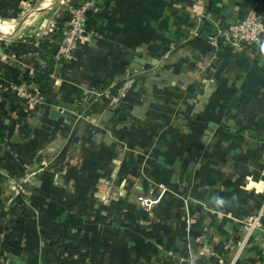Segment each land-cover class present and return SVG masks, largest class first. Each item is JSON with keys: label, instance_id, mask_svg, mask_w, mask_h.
Segmentation results:
<instances>
[{"label": "crops", "instance_id": "obj_1", "mask_svg": "<svg viewBox=\"0 0 264 264\" xmlns=\"http://www.w3.org/2000/svg\"><path fill=\"white\" fill-rule=\"evenodd\" d=\"M71 1L0 0V264L225 261L264 209V39L226 42L212 29L228 17L208 21L209 0H101L58 64ZM227 3L236 20L264 13V0ZM198 34L212 52L189 45ZM50 61L41 89L32 79ZM94 92L73 121L49 117L55 100ZM40 108L49 129L31 123ZM249 251L243 264H264V244Z\"/></svg>", "mask_w": 264, "mask_h": 264}, {"label": "built area", "instance_id": "obj_2", "mask_svg": "<svg viewBox=\"0 0 264 264\" xmlns=\"http://www.w3.org/2000/svg\"><path fill=\"white\" fill-rule=\"evenodd\" d=\"M101 0H83L78 4L77 7H69L68 12L70 15L66 26L63 30V37L59 44L57 51L54 54V59L58 64L62 62H69L74 58L75 52L83 40H87L84 35V24L86 21V15L90 10H97L98 5ZM200 18H204L203 13H199ZM216 32L220 34L226 42L240 48L251 43H257L264 39V13H256L254 15H249L242 17L234 22L232 25H227L224 27H218ZM216 33V34H217ZM209 40H215V35H209ZM2 37L0 36V58L2 53L1 47ZM130 82H125L121 85L120 91H124L130 87ZM5 90L0 88V94L5 95ZM100 95L102 92H99ZM156 186V187H155ZM153 188L159 191H164L166 188L162 183H158ZM150 188L148 191L141 193L137 196V201L143 208H149L155 203L156 197L153 196L154 189ZM264 189V187H263ZM264 209H261L257 215L253 216L251 220L247 221L244 225L246 230V236L237 247H231L228 256L225 261L219 259L214 264H236L239 260L244 245L248 242V238L253 236L254 230H259L264 237ZM228 262V263H227ZM171 264H182L181 261L173 262ZM185 264H196V257L191 256L186 260Z\"/></svg>", "mask_w": 264, "mask_h": 264}, {"label": "water", "instance_id": "obj_3", "mask_svg": "<svg viewBox=\"0 0 264 264\" xmlns=\"http://www.w3.org/2000/svg\"><path fill=\"white\" fill-rule=\"evenodd\" d=\"M251 4V2H250ZM216 7L221 9L220 10V14L222 15H226L228 17L226 24L227 25H232L234 24V22L237 19L238 16V11H239V7L232 4V3H227V0H222V2H219L216 4ZM217 21L219 20V14H213L211 15L210 19H208V21ZM212 32H216V29H212ZM134 62L137 63H143V60L140 58H136L134 60ZM133 66H138L135 63H133ZM97 95V92L92 93V95L87 99V101H85L83 103V105H74L72 103H68V102H63V101H57L55 100L52 104V107L49 111V117L52 119H57L58 117H63L69 121H73L76 117V114L73 113V110H78V111H82L84 109L85 106H87ZM60 108L61 111L56 110L55 108ZM44 113V109L40 108L38 110V114H36L35 116L32 117V121L31 123L33 125H35L36 127H41L43 129H49V126L46 125L45 123L41 122V118H42V114ZM123 114V113H121ZM6 257L9 259V264H22L23 261L25 260L24 256H20V257H15L13 255H6ZM185 264V263H183Z\"/></svg>", "mask_w": 264, "mask_h": 264}, {"label": "trees", "instance_id": "obj_4", "mask_svg": "<svg viewBox=\"0 0 264 264\" xmlns=\"http://www.w3.org/2000/svg\"><path fill=\"white\" fill-rule=\"evenodd\" d=\"M220 2V0H209V11L212 13H218V8L216 7V4ZM91 12H88V14ZM90 15V14H89ZM70 18V15L68 12L65 13V15L63 16V21H68ZM205 23L204 25L208 24L207 23V19H205ZM220 44V43H219ZM189 45L197 50L199 53L201 54H207L210 53L214 50V45L207 42L205 39H203L202 37H200V35H196L190 42ZM51 62V61H50ZM52 62L51 65H49V67H46L44 69H40L38 71L35 72V76L33 77L32 81L34 83H37L39 85V87L41 89H46L48 86V81H49V74L52 71ZM191 105L187 104L186 110L189 111L191 110ZM205 261H203V259L197 258L196 259V264H204Z\"/></svg>", "mask_w": 264, "mask_h": 264}, {"label": "rangeland", "instance_id": "obj_5", "mask_svg": "<svg viewBox=\"0 0 264 264\" xmlns=\"http://www.w3.org/2000/svg\"><path fill=\"white\" fill-rule=\"evenodd\" d=\"M82 1H83V0H73V1H71V2H68L67 5L65 6V8H64L63 11H65V13L68 12V8H69V7H77L78 4H79L80 2H82ZM97 7L100 8V4H99ZM93 11H94V10H93ZM93 11L90 10L89 12H92V13H93ZM68 13H69V12H68ZM92 13H89V14H92ZM89 14L87 13V15H86V20H87ZM85 25H86V21H85L84 27H85ZM120 85H121V83H120ZM120 85L117 86L118 91H117V96H116V98L119 97V95H118L119 93H123V91H120V89H119ZM99 90L102 92V94L99 96L101 102L106 103V105H109V104H108V97H110L109 94L112 92V90H111L110 93H109V86H108V85H105V86H101V87H99ZM112 97H113V96H112ZM112 101H113V99H112ZM197 102H198V104H200V100H197ZM190 103H191V101H190ZM192 104L195 105V102L192 101ZM111 105H114V103L112 102ZM111 105H110V106H111ZM263 220H264V219H263ZM263 224H264V222H263ZM252 235H253V236H250V237L248 238V242L244 245L243 250H242V253H241V256H240V258H239V260L237 261L236 264H243V263L241 262V259L243 258V256H244L245 254H247V255L249 254V252H250L249 250H251V249L253 248V246H256V245H257V246H259V248H261V245L264 244V237H262V234L260 233L259 230H254V232H253ZM245 236H246V231H242V233H241V235H240L241 240L244 239ZM228 250H229V252H230V249H228ZM229 252H228V254H229ZM227 258H230V256L227 255ZM227 263H228V262H227ZM217 264H218V263H217Z\"/></svg>", "mask_w": 264, "mask_h": 264}, {"label": "bare ground", "instance_id": "obj_6", "mask_svg": "<svg viewBox=\"0 0 264 264\" xmlns=\"http://www.w3.org/2000/svg\"><path fill=\"white\" fill-rule=\"evenodd\" d=\"M2 29V28H1ZM5 32V31H4Z\"/></svg>", "mask_w": 264, "mask_h": 264}]
</instances>
